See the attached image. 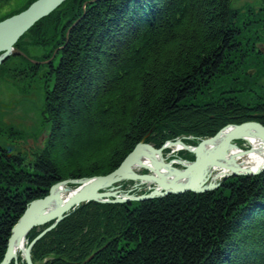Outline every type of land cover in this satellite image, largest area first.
<instances>
[{
	"label": "trees",
	"instance_id": "obj_1",
	"mask_svg": "<svg viewBox=\"0 0 264 264\" xmlns=\"http://www.w3.org/2000/svg\"><path fill=\"white\" fill-rule=\"evenodd\" d=\"M87 1L66 0L24 35L55 36L64 49L60 64L50 67L52 85L43 105L50 140L34 152L0 153V263L28 204L45 198L58 182L114 172L169 119L179 123L180 115L217 110V96L204 93L216 79L232 83L238 74L230 64L252 70L241 74L244 82L234 86L240 92L229 94L227 100L233 101L215 120L233 116L234 124L260 119L264 125L259 115L264 113V56L251 31L246 36L242 25L250 22L232 0H95L84 7ZM61 12L66 21L59 34H51ZM257 24L263 42L264 21ZM257 89L262 93L252 95ZM222 187L129 207L92 205L84 212L81 206L48 235L65 230L53 247L41 248L46 237L35 244L33 262L51 253L46 264L84 263L109 243L103 257L87 264L98 259L99 264H264V173L231 179ZM247 198L254 200L248 208L243 207ZM75 230L81 236L70 234Z\"/></svg>",
	"mask_w": 264,
	"mask_h": 264
},
{
	"label": "rangeland",
	"instance_id": "obj_2",
	"mask_svg": "<svg viewBox=\"0 0 264 264\" xmlns=\"http://www.w3.org/2000/svg\"><path fill=\"white\" fill-rule=\"evenodd\" d=\"M27 2L28 0H0V17L7 15L10 12L15 11L17 9H21ZM94 2L95 0H89L84 3V7ZM245 5L246 7L248 5L252 7L256 15H251L248 9H243ZM61 6L62 5H60L59 7ZM232 6L234 9L237 8L239 10V13L242 11L241 17L244 18V21L248 20L250 22L248 26L242 25L244 32L247 33L246 36L248 34L250 35L249 32L251 31V35H254V41L256 45L260 43L264 44V41L263 42L259 41V38H261L260 36L261 33L256 28V26L258 25L257 22H259V20L261 21L262 15L264 16V3L262 2V0H232ZM59 7L55 11H57ZM259 13H262V15H258ZM58 16L59 17L62 16V17L60 18V20L57 18L54 19V22L53 21L52 22L55 26H52L49 29L50 33L54 35L57 33L59 34L61 32L60 30L63 27L64 22L66 21V17H64V14L62 12ZM65 35H66L65 40L67 41L68 33L66 32ZM46 36L47 35L43 34L42 36L36 37L34 39H32L30 36L28 38H26L25 36L21 38L22 41L20 43L21 47L19 48V53L10 55L9 58L6 59L5 64H4V66H6L7 68V71L5 73L10 76L11 74L9 72V69H16L15 76H14L15 78L13 79L9 78V80L6 82L4 81L3 78L0 77V82L4 83V88L2 89L0 88V100H1V103H0V135L4 134L5 136H11L12 134L9 131H12V132L17 131L18 134H21V135H18L19 137L22 136V133H20L21 131H24V132L26 131L27 133L32 134L33 135L32 137H29L26 134L24 138H18V141L20 142H22V140L30 139V141L23 142L20 145L22 147L21 151L27 152V153H30L31 151L34 152L36 150H39L41 147H43L44 142L46 140H49V138L47 137H40L38 135L39 132L41 131L44 133L47 132L49 135H51V129L42 120L39 113H41L43 109L47 85L48 87L52 85L50 75H49V72L51 69L50 67L55 64L56 65L58 64V61L60 58V54L58 53V51L60 52L63 51L64 46H58L60 39L55 41V36L45 40ZM251 38L252 37H249V39ZM244 41L246 42V37ZM33 44H36V45H33ZM44 44H47V45H44ZM16 48L18 47L16 46ZM49 54L52 56L51 57L48 56ZM254 57H255V54H254ZM17 63H20L21 64L20 66H24V67L18 68ZM29 63L32 66H29ZM11 65L13 67H10ZM232 65L233 64H230V66ZM221 75L226 76V74H221ZM233 78H234L233 83H228L229 85L228 87H225L227 83L223 81V78L216 79L214 80L213 86L211 84L209 88L205 91L204 96L205 94H211L212 96H217V100L214 105L215 109L217 110L211 109L209 112L207 110L202 111L204 114L201 111H196V114L193 117L188 114L180 115L182 120H180L179 123L177 120L173 122V121H170L169 119V122H167V125L162 126L163 129H161L160 127H157V130L151 133L149 137H147L148 139L145 138L139 144H137L134 150L132 151V154L141 145H150V146H153L154 148L156 147L157 149H160L161 147L165 146L163 145V143L171 142V137L189 135V134L191 135L186 138L188 148L189 146H199L200 142H203L204 140L215 137L225 127L233 124L231 123L233 118H235L233 116L225 117L223 122L215 120V116L217 117L219 116L221 118L222 116H224V108H226L225 104L227 105L226 102L229 101L227 99L230 97L229 87H234L235 85L242 83L241 81L238 82L235 80L236 76H233ZM223 87H225L224 90L220 91ZM221 92H223L225 95H223ZM243 95H246V92H244ZM232 99H230L229 102L233 101ZM235 101H240V100H235ZM13 109L17 110V112L14 113ZM19 113L22 114L21 119H19ZM259 115L264 116V113H261ZM257 120L259 123H261L260 119H257ZM7 125L8 126L12 125L13 128H15L14 125H16L18 126V128H15L13 130L11 129L8 130L9 127H7ZM188 126H190V128ZM213 127L216 129L218 128L217 132L212 133L211 130L213 129ZM165 130H166L167 135H163V134H166ZM12 140H15V139H12ZM243 148H245V146H243ZM14 151H16V149H14ZM195 156L196 155L194 153H191L189 151H184L183 149L179 152V157L195 159ZM176 166L177 164H175L174 168H180V169L182 168V166H179V165L177 167ZM258 175H261V174H258ZM258 175L248 174L247 177H257ZM212 178L213 177L206 178L204 180L203 186H201V190H197V192L189 191V192H185L181 194H175V195L173 194L171 196L176 197V196L183 195L186 193H192L195 195H199V194H205L209 192H216L219 189L223 188L222 186L226 181L231 180V179L236 180L237 178H239V175L232 174L231 176L226 177L225 181L221 182V184H220V179H219L217 184L210 186L208 184L210 183V180ZM205 181L208 184L205 183ZM125 185H126V189H131L132 184L125 183ZM121 190H123V188H121ZM139 195L141 198H144V197H147L146 195L148 194L139 193ZM48 196L49 194L46 197ZM168 196H165V195L155 196L150 199H148L149 198L148 197L144 199L143 201L164 199V198H167ZM220 196L223 199V195H220ZM217 197H219V194L217 195ZM251 198H249L250 200H248V198L246 199L247 201L245 200V202L243 203V207L247 206L249 203H252L254 201V200L251 201ZM35 201H38V200H35ZM35 201H32L30 204H28V207L31 206V204ZM143 201L128 202L125 205H128L127 207H129L130 205L134 203H142ZM118 205H123V203L118 202L117 205L115 206H118ZM79 207H81V205L77 207L74 206L73 208L77 210ZM252 207H254V205ZM246 208H248V206ZM67 212L63 214L65 215L64 218L67 216ZM88 226L89 225H87L86 228ZM93 227H96V224H94ZM64 232L65 230H63L61 234H63ZM59 234L60 233L52 235L49 241L44 242L41 245V248L47 249L48 248L47 246L53 247L54 243L57 242V240L59 239ZM70 234L72 236H74V234L81 236V233L80 232L77 233V230L71 232ZM34 241H38V238H33L32 243ZM72 241L73 239L70 240V243ZM110 243L112 244L113 242H110ZM108 246H109V243L104 244L100 248L96 249V251L92 253L91 256L84 263L77 261V260H71V264H87L91 262L94 258H96L98 255L106 254ZM50 254L51 253H49L48 255L50 257L41 260L38 264H46L48 261H50V259L53 258V255H50ZM103 256L104 255H102V257ZM223 256L224 258H227V256L225 255ZM99 260L100 259H98V262H96V264H99ZM13 264H18V263L15 260H13ZM33 264L35 263L33 262ZM101 264H106V262L102 261Z\"/></svg>",
	"mask_w": 264,
	"mask_h": 264
},
{
	"label": "water",
	"instance_id": "obj_3",
	"mask_svg": "<svg viewBox=\"0 0 264 264\" xmlns=\"http://www.w3.org/2000/svg\"><path fill=\"white\" fill-rule=\"evenodd\" d=\"M63 1L65 2V0H38L27 11L21 14L18 12L0 24V52H2L0 56V72L9 53L10 55L19 53V48H14V45L22 35L38 21L49 16ZM247 128H254L255 131L248 132ZM242 130L245 132H240ZM190 135L173 136L171 137V143L160 148V154L131 161H126V159L120 168L106 176L81 178L54 185L52 197L44 201L33 202L31 206L36 205L30 207L26 216H23L13 228L5 259L1 264H11L15 260V254L12 253L16 241H23L24 255L27 256L29 250L28 227H34V221L39 220L45 210H51L62 194L75 195L72 196L74 198L65 206L54 213L57 218L63 216L70 208L78 206L85 199V196L80 194H89L97 200L116 199L117 202H122L117 199H137L136 201H141L139 193L168 196L181 194L188 189L189 191L197 192V190L201 189H196L193 185L188 186L189 181L200 179V183L203 184L205 178L233 173L232 155L246 143L261 144L259 138L264 142V128L261 125L247 123L240 126H232L230 133L225 136V140L214 145L218 149L214 150L210 156L204 158L205 160L200 161L179 157L180 147L187 145L186 138ZM204 144L205 142L199 145L198 151H200L199 149ZM261 145L264 147L263 144ZM159 158L163 165L150 167L139 165V161ZM260 161H264V157H260ZM167 164H186V168L169 169L167 168ZM122 166L123 168H121ZM166 170H168V177H159V173ZM122 173H126V176L122 177ZM138 176H143V179H137V182H134V188L122 191H119L120 186L107 184L105 181L108 180L105 178H123L125 182V178L134 179L133 177ZM150 178H160L162 183H159L157 180V185H150ZM203 178L204 180H202ZM154 181L156 182V180ZM146 198L144 197L143 199ZM150 198L153 197H149L148 199ZM33 207H37L35 216H31ZM18 230H20L19 234ZM27 263L32 264L29 261Z\"/></svg>",
	"mask_w": 264,
	"mask_h": 264
},
{
	"label": "bare ground",
	"instance_id": "obj_4",
	"mask_svg": "<svg viewBox=\"0 0 264 264\" xmlns=\"http://www.w3.org/2000/svg\"><path fill=\"white\" fill-rule=\"evenodd\" d=\"M16 13H18V10L12 11L9 14L0 17V24L3 23L4 21H6L7 19H9L10 17H12L13 15H15ZM34 26L30 27L29 30H27L22 35V37L25 34H27V32L30 31ZM37 35L38 34H35L32 37V39L36 38ZM20 40L21 39H19L18 42ZM17 43H16V45H17ZM254 45L256 46V44H254ZM14 48H16L15 45H14ZM238 50L239 51H243V49H238ZM61 52L58 51L59 54ZM1 53L2 52H0V56L2 55ZM9 56H10V53H9L7 58H9ZM20 65H21L20 63H17V67L18 68L19 67L20 68L24 67V66H20ZM10 67H13V66L11 65ZM237 70H239V71H237ZM249 70H252V69H242L240 64H233L231 66V72H234L233 74H238L236 76V78L239 77V79H238L239 81H243V78H242L241 74L247 73ZM9 72H10L11 76L6 74L5 72L0 76L6 82L9 80V78H11V79L15 78L14 76H15L16 69H9ZM230 79H232L231 82L233 83L234 78L231 77ZM228 86L229 85L227 84L225 87H228ZM241 86H243V85H241ZM263 87H264V85H263ZM0 88L1 89L4 88V83L3 82H0ZM221 90H223V89H221ZM229 90H230V94H235V93L238 94L241 89L238 90V87L237 88L236 87H229ZM262 91L263 90H261V89H257V90H255L252 93V95H260L262 93ZM221 93L223 95H225L223 92H221ZM0 103H1V100H0ZM13 112L16 113L17 110L13 109ZM178 113H180V112H178ZM39 114H40L42 120L44 121V119H46L45 110L42 109L41 113H39ZM21 118H22V114L19 113V119H21ZM7 127H9L8 130H10V129L13 130L15 128H18V126H16V125H14L15 128H13L12 125H10V126L7 125ZM231 128H232V125L229 126L228 130H227V128L223 129L215 137H213L211 139L204 140L203 142H200V144L205 142V144L202 146V148L199 149L200 151H198V148L191 147L192 149L190 151L196 155L194 160L203 161V160H205L204 158L210 156L211 153L214 150L218 149V147H214V145L224 141L225 140V136L230 133ZM246 130L248 132L255 131L254 128H247ZM9 132H11V134H12L11 136H5L4 134L0 135V153L11 152L14 149H16L17 152H22L21 151L22 147L20 145L23 142L30 141V139L22 140V142H20V141H18V138H24L26 134L29 137L33 136L32 134L27 133L26 131L25 132L21 131L20 133H22V136H20V137L18 135H21V134H18L17 131H13V132L9 131ZM240 132H245V131L242 130ZM240 132H238V133H240ZM38 135L40 137H47V138H49V140L51 138V135H49L47 132L44 133V132L41 131V132L38 133ZM1 136L4 137V138H2ZM10 137L12 139H15V140H12ZM49 140H46L45 142H47ZM45 142H44V144H45ZM48 143H50V142H48ZM169 143H171V142L163 143V145H167ZM17 144H18V146H17ZM244 146H245V148H243V147L240 148L237 152H235L232 155L233 173L219 175V176H213V178L210 180L209 184L206 181H205V183H207L208 185L212 186V185L217 184L219 179H221V181H222L224 178H226L228 176H231L232 174L245 175L247 173L250 174L251 172L252 173H256L259 170L264 171V161H260V157H264V147L260 143H246ZM183 147H185V145L180 147V150ZM243 149H246V150H243ZM248 150H249V152H248ZM3 151H5V152H3ZM157 154H160V149H157L156 147L154 148L153 146H150V145H141L140 147H138V149L133 154L132 153L129 154L128 157H127V160L126 159L125 160L126 161H131V160L144 158V157L157 155ZM25 161H26V163L27 162L30 163L31 162V155L26 156V160ZM26 163H24V164H26ZM139 165L150 167V166H159V165H163V164H162V162H161V160L159 158V159L139 161ZM178 165L182 166V168H186V164H177V166ZM174 166H175V164H170V165L167 164V168H169V169H173ZM121 168H123V166ZM177 169H180V168H177ZM124 176H126V173H122V177H124ZM159 177H168V170L160 172L159 173ZM243 177H246V176H241V177L239 176V178H243ZM133 178L134 179L125 178V182H124L123 178H105V179H108V180H105V181L107 182V184L120 186L119 191H122L121 188H123V190L124 189L127 190L125 183L132 184V186H131V189H132V188H134V182H137V179H143V176H138V177H133ZM73 180H76V179L64 180V181L58 182V183H56L54 185L65 183V182H69V181H73ZM154 180H156V182ZM157 180H158L159 183H162L160 178H150V185H157L158 184ZM202 180H204V178ZM200 184H201L200 183V179H198V180L189 181L188 186L193 185L196 189H201V186H203V184L202 185H200ZM54 185H52L51 188L49 189V191H48L49 196L45 197L46 199L52 197ZM185 192H189V189L187 191H183L182 193H185ZM147 194H148V195H146L147 198L161 195V194H152V193H150V194L147 193ZM73 195H75V194H62L60 196V198L57 200V202L54 204V206L52 207L51 210H45L43 212L41 218L39 220L34 221V227H28V237H29V235L35 236L38 233L36 235V237L38 238V241L40 239H42L43 237H46L47 239H50V237L48 235L51 234L53 231L57 230L56 228L63 222V219L65 220L66 218L70 217L71 215L73 216L74 212L76 211L75 208H70L68 210L67 216L65 218H64L65 215L60 217L61 220H60V218L55 217V214H54L57 210H60L72 198H74V197H72ZM80 195L85 196V199L78 204V206L81 205V206H85V208H87L86 211H84V212L89 211L90 209H88V208L90 206H92V205H98L99 207H101L103 205H117V203H118L116 201V199L97 200L94 197H91V195H89V194H80ZM169 196H171V195H169ZM86 197H88V198H86ZM45 198L40 199V200L44 201V200H46ZM117 200L122 201L123 205H125L128 202H135L137 199H117ZM143 200L144 199L141 198V201H143ZM40 202H42V201H40ZM40 202H37V203H40ZM144 202H148V201H143L142 203H144ZM34 205H36V204H34ZM34 205H32V206H34ZM32 206H29V207L27 206L26 207V210H24V213L21 216V218L23 216H26L28 209L30 207H32ZM36 211H37V207H33L31 216H35ZM21 218L18 220V222L21 220ZM102 218L104 219V216H102ZM115 218H117V217L113 216L112 219H115ZM17 223H16V225H17ZM79 227H81V226H79ZM19 231L20 230H18V234H19ZM66 241H68V240H66ZM35 244L32 243V241L29 242V250H28V254L29 255L27 254V256H25L24 255L23 241H16V244H15V247H14V250H13V253H12V254H15V261L18 264H28L27 263L28 261L33 264L34 258L32 257V251H33V248H34ZM4 259H5V257H4ZM4 259H3V261H4ZM20 259H22V260H20ZM11 264H13V261L11 262Z\"/></svg>",
	"mask_w": 264,
	"mask_h": 264
}]
</instances>
